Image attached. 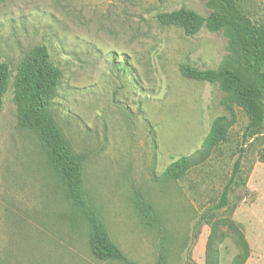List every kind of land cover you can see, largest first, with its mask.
<instances>
[{
  "label": "rangeland",
  "instance_id": "374dc122",
  "mask_svg": "<svg viewBox=\"0 0 264 264\" xmlns=\"http://www.w3.org/2000/svg\"><path fill=\"white\" fill-rule=\"evenodd\" d=\"M235 2L244 27L264 30V0ZM180 8L213 12L203 0H0V62L11 66L0 111L2 264H264V129L243 145L241 101L225 140L183 173L166 174L202 147L216 117L231 113L219 83L180 71L217 68L231 53L230 34L202 24L186 35L159 20ZM236 39L243 73H264V40ZM40 44L62 71L56 130L112 253L93 252L87 216L40 137L18 122L17 70ZM241 147L245 186L197 226Z\"/></svg>",
  "mask_w": 264,
  "mask_h": 264
},
{
  "label": "trees",
  "instance_id": "16d2710c",
  "mask_svg": "<svg viewBox=\"0 0 264 264\" xmlns=\"http://www.w3.org/2000/svg\"><path fill=\"white\" fill-rule=\"evenodd\" d=\"M203 1L213 9V12L207 16L194 10L180 8L163 12L158 17L164 24L182 27L186 35L196 33L202 24L211 29L226 28L230 34L231 53L217 68L200 69L189 64H181L180 71L190 79L219 83L221 90L226 93L222 103L231 113L229 116L216 117L212 121L202 147L191 155H183L173 161L166 170L167 175L183 173L190 165L206 158L213 148L227 138L229 128L235 121L232 105L234 102L241 101L248 117L243 133V145H246L250 139L261 135L264 129V73L259 66H255L249 75L244 74L238 59L240 51L236 47L238 34L257 35L264 40V30L259 28L249 30L244 27L235 0ZM255 61L260 62L258 59ZM10 77V64L6 61L0 62V111ZM61 77L62 71L51 61L47 45H36L28 52L19 64L16 74L15 101L18 106V122L20 126L32 130L40 137L58 169L60 180L74 195L78 206L87 216L92 228L90 246L93 252L101 253L103 249H106L110 251L108 253H112L110 246L113 244L104 225L96 212L87 204L82 186L79 182H74L71 163L66 152L67 146L61 143V137L56 130L52 106L58 95ZM244 155L245 148L241 147L217 202L208 206L209 208L202 213L197 226L209 222L218 211L228 208L231 205L232 192L245 186L242 178ZM237 262L240 263L238 258ZM0 264H2L1 258Z\"/></svg>",
  "mask_w": 264,
  "mask_h": 264
}]
</instances>
